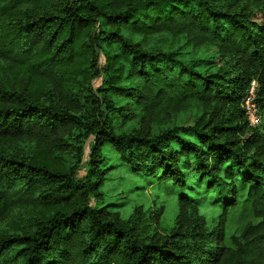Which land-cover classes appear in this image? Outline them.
Segmentation results:
<instances>
[{
  "label": "trees",
  "instance_id": "trees-1",
  "mask_svg": "<svg viewBox=\"0 0 264 264\" xmlns=\"http://www.w3.org/2000/svg\"><path fill=\"white\" fill-rule=\"evenodd\" d=\"M254 11L243 0H0V138L34 146L0 152V221L10 224L0 264H264V130L244 109L256 80L264 111V23ZM126 31L213 47L219 61L147 50ZM194 107L192 125L152 131ZM115 115L149 127L118 133ZM77 133L94 138L82 179L83 146L67 159ZM107 146L135 175L180 187L170 228L140 208L124 219L104 201ZM186 170L225 213L242 193L259 221L229 243L225 221L211 227L185 194Z\"/></svg>",
  "mask_w": 264,
  "mask_h": 264
},
{
  "label": "rangeland",
  "instance_id": "rangeland-1",
  "mask_svg": "<svg viewBox=\"0 0 264 264\" xmlns=\"http://www.w3.org/2000/svg\"><path fill=\"white\" fill-rule=\"evenodd\" d=\"M249 10L254 9L252 21L260 24L264 23V1L243 0ZM248 2V3H247ZM244 6V5H243ZM133 40L141 42L147 50H165L177 51L186 60L201 58L203 66L214 67V63L219 61L217 53L213 47L195 48L185 38L173 37L169 33H161L150 37L133 34L131 31L125 32ZM101 66L105 65L103 55L100 58ZM2 63L0 58V69ZM103 76L93 81V87L97 89L101 86ZM117 106H124L130 102L129 99L122 96H115ZM200 110L197 107L180 112H173L161 117L152 123V131L158 133L166 128L180 125H192L197 113ZM259 127L264 130V111L260 117ZM111 124L118 133H127L132 130L149 127V123L141 117H126L119 115L111 117ZM93 136L86 137L84 133H77L72 140L74 148L71 149L67 159L72 164L77 160V150L83 146L82 168L78 172L77 179H82L89 172V156L93 144ZM34 146L28 141H15L11 139L0 138V152L6 154L28 155L32 152ZM105 164L107 168L108 179L104 185V201L111 204L116 211H119L124 219L129 218L136 209L140 208L159 224L160 229L170 228L179 213L178 197L181 193L180 187L172 182H165L158 177L146 179L140 175L132 173L131 169L122 163L117 152L110 146L104 148ZM187 188L184 191L186 195L194 198L200 204V213L207 219L211 227L223 223L226 230L227 240L232 236H239L248 223H257L259 219L255 218L250 204L245 200L244 195H239L238 204L229 209L226 213L219 205L216 191L209 190L206 184L198 181L197 175L191 170H186ZM93 206H98V202L93 200ZM162 210V211H161ZM161 213L159 214V212ZM225 213V214H224ZM10 224L0 221V233Z\"/></svg>",
  "mask_w": 264,
  "mask_h": 264
},
{
  "label": "built area",
  "instance_id": "built-area-1",
  "mask_svg": "<svg viewBox=\"0 0 264 264\" xmlns=\"http://www.w3.org/2000/svg\"><path fill=\"white\" fill-rule=\"evenodd\" d=\"M258 83L256 80H253L250 86L249 93L244 102V109L249 120L250 126L256 127L260 123V110L256 102L257 98Z\"/></svg>",
  "mask_w": 264,
  "mask_h": 264
}]
</instances>
